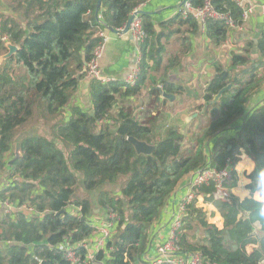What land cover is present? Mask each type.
I'll list each match as a JSON object with an SVG mask.
<instances>
[{"label": "trees", "instance_id": "1", "mask_svg": "<svg viewBox=\"0 0 264 264\" xmlns=\"http://www.w3.org/2000/svg\"><path fill=\"white\" fill-rule=\"evenodd\" d=\"M96 1L34 0L40 12L36 17L21 24L0 23V53L6 51L5 39L18 46L0 64V171L11 180L0 196L19 203L28 201L42 213L30 218L13 212L0 218V241H12L0 245V264H70L57 249L58 243L88 236L95 210L104 213L110 208L119 219L107 243L112 249L107 263L132 264L150 245L151 229L172 194L206 163V151L221 131H228L229 137L212 165L223 167L227 157L237 163L243 150L257 168L264 167V103L248 108L264 84V28L255 42L250 40L239 52H232L226 64L211 54L213 73L200 90H192L168 77L188 49L177 50L160 66L155 44L160 41V31L150 14H140L146 35L139 46L135 82L102 84L92 79V110L72 107L64 117L63 109L84 76L85 63L101 40L96 32L104 30L94 18ZM146 1L101 0V18L113 29L122 28L132 11ZM188 1L193 7L205 2ZM210 3L236 24L242 23L240 8L232 0ZM174 21L190 32L199 29L191 15L182 18L178 14ZM203 28L210 46L219 48L226 41L229 26L225 20L206 18ZM152 70L159 71L158 80ZM157 84L174 96H199V101L188 106L196 116L190 120L172 116L171 101L159 96ZM227 84H231L230 90L217 102L205 105ZM176 104L178 101L172 102ZM145 105L147 111L136 110ZM35 113L51 119V135L67 143V152L64 146L55 145V137L48 139L47 133L16 137L17 152L12 150L17 129ZM129 136L156 147L149 155H138L126 139ZM11 151L12 160L7 161L5 154ZM255 176L254 170L250 178L254 181ZM236 183L237 178L231 187ZM76 185L86 193L77 201L78 214L69 209ZM253 187L245 184L249 190ZM213 191V184L197 188V195L212 208L204 209L196 199L187 206L180 247L199 252L205 264H264V217L258 214L259 205L250 197L241 200L233 192L226 201L214 200ZM215 212L222 219L220 226L209 220Z\"/></svg>", "mask_w": 264, "mask_h": 264}, {"label": "crops", "instance_id": "2", "mask_svg": "<svg viewBox=\"0 0 264 264\" xmlns=\"http://www.w3.org/2000/svg\"><path fill=\"white\" fill-rule=\"evenodd\" d=\"M180 2L181 0H148L143 3L139 8L145 11H150L149 14L154 20L155 28L157 31H160V41L158 42L156 40L155 44L159 47L157 53L159 54L161 62L165 63L168 57L179 49H188L186 50V53L182 56V63L173 68V71H171L172 75H168V77H170L171 80L177 84H183L184 86H188L190 89H199V85H204L208 76H211V74L213 73L211 65L212 62L209 61L211 55L209 56V54L205 53L204 44L207 45V43L203 34V28L201 27V24L198 21L197 22L199 24V29L196 32H190L186 26L179 25L176 21H174V18L178 15L176 13V8L179 6ZM250 2L254 7L252 15H250V17L245 22H243L240 27H229V32L226 41H224V43L221 44L219 48L208 46V49L211 51L210 53L214 55L215 60L217 59L218 61L223 63L224 55L228 52L227 50L234 51L235 49H241L242 46L250 40L255 42L259 32L264 28V15L262 14L264 0H250ZM39 13L40 12L37 6L34 5V0H0V23L5 21L7 24H10L11 22L21 24L27 19H32L36 17ZM99 17L101 18L100 11ZM1 32L2 29L0 24V33ZM104 32L107 36V39L102 55L98 60L99 75L102 78H109L112 81L124 82L125 78L133 68L136 58L137 46L139 47L140 44L136 42L135 38L132 37L129 31L124 34H118L107 31L104 28ZM2 36H5V33H3ZM207 61L209 62L210 66H207L205 79L202 80L198 76V73L201 72L204 68L201 63L208 64L206 63ZM206 74H208V76H206ZM152 76L156 80H158L159 71L152 70ZM91 80L92 79L87 78L85 75L81 79H79L78 85L75 91L72 93L68 105L63 109L62 114L64 117H68L70 115V109L72 107H78L85 111L92 110V102L90 95ZM157 85L160 86V84ZM143 93H145V90H143ZM183 95L185 94L183 93ZM183 99L184 98H181L178 94H175L173 99H169L171 101L169 105H172V102L176 101L181 103ZM192 100L196 101L195 97L188 98V105L181 106L180 114L176 111L175 115L184 116L187 111L190 110L188 109V106L192 104ZM261 103H264V84L262 88L253 96L248 105V108ZM160 105L161 104L159 103V106ZM228 137L229 134H227L226 131H221L217 140L215 142H212L210 146L209 150L211 154L215 153L216 155V153L223 146H221L219 142L221 140L223 141V139H227ZM7 154L8 153L5 154V158L7 157ZM244 156L249 158L244 153V151L241 150L238 154V161L236 165L243 160ZM3 174L5 178L2 177L1 180H4V182L9 181L10 179L6 178L7 175L5 173ZM236 176L237 183L234 188L239 189L241 195H243L246 183H243L238 180L237 171ZM81 192L83 196L84 191L81 190ZM175 194H173V196L169 200V204L166 205L163 209L160 215V219L165 220L169 217ZM73 200L78 199L74 198ZM207 209L209 210L211 209V207H207ZM95 212L97 213L98 210L96 209ZM159 221L153 226L151 230L153 240L155 238L161 240L162 238L164 239L166 236L165 224L163 222L159 223ZM221 223L222 219L219 215L218 225L220 226Z\"/></svg>", "mask_w": 264, "mask_h": 264}, {"label": "built area", "instance_id": "3", "mask_svg": "<svg viewBox=\"0 0 264 264\" xmlns=\"http://www.w3.org/2000/svg\"><path fill=\"white\" fill-rule=\"evenodd\" d=\"M232 1L240 8V18L242 21L240 24H236L228 14H221L216 11L211 5L210 0H205L204 4L199 7H193L191 3L186 0L176 8V13L182 18H186L189 15L193 16L201 24L202 28L204 27L206 18L222 19L225 20L229 27H240L243 22L252 15L254 7L250 0ZM136 9L137 8H135L132 13H134ZM262 14L264 15V6L262 7ZM129 32L138 44L143 42L146 34L141 27L139 14H134L129 25ZM96 34L101 40L93 49V56L91 59L85 63L84 75L89 79H95L105 84L112 80L109 78H102L99 75L98 60L102 55L107 36L104 30H97ZM139 59L140 51L137 46L133 68L124 80L126 84L132 85L139 76ZM214 155L215 153L211 154V152L207 150L206 163L192 172L188 178L185 179L182 186L175 191L176 194L175 192L173 193L175 194V198L172 203L170 215L165 220L163 219V223L166 227L165 238L161 240L157 238L153 240L152 238L147 250H145L132 264H205L199 252H186L180 247L179 234L183 224V218L186 215V208L192 201L196 199L198 205L202 206L204 209L212 207L210 203L203 201L202 195H197V188L202 185L213 184L214 191L210 193V195L214 200L226 201L229 199L231 192H233L234 187H231V183L237 178L235 169L236 163L233 162L230 157H227L224 161V166L217 167L216 165H212ZM10 181L11 180L2 182L3 185H0V191L8 187ZM77 201L78 200H73L69 205V209H73L75 214L79 212L78 210L80 209V205ZM13 212H23L30 218L42 214L38 212L34 206H31L28 201L19 203L7 197L1 198L0 196V218ZM118 219L117 214L111 208L106 209L104 213L101 211L95 212L90 218L89 225L92 230L88 236L73 243H71V240L65 239L58 243L57 249L61 251L70 264H108L107 260H109L112 249L107 243L116 231V220L118 221ZM11 242V239H9L0 244L10 245ZM98 254L100 257H97Z\"/></svg>", "mask_w": 264, "mask_h": 264}, {"label": "rangeland", "instance_id": "4", "mask_svg": "<svg viewBox=\"0 0 264 264\" xmlns=\"http://www.w3.org/2000/svg\"><path fill=\"white\" fill-rule=\"evenodd\" d=\"M205 41H206V39H205ZM206 43H207V41H206ZM208 46H210L208 43H207V45L204 44L205 53L206 54H209V56H210L211 55V53H210L211 51L208 49ZM227 51L228 52L224 55V58H223L224 59V61H223L224 64H226V60H228V58H229V56H230V54L232 52H239L240 49H235L234 51H231V50H227ZM2 53H4V52H2ZM2 53H0V54H2ZM227 56H228V58H227ZM206 63L209 64L208 61ZM163 64H164V62H161V65L160 66H162ZM201 64L204 66V68H203V70L201 72L198 73V76L203 80V79H205L206 68H207V66H210V64L209 65L208 64H204V63H201ZM206 76H208V74H206ZM208 78H209V76H208ZM202 86L203 85H199V89H197V88H193V89L194 90H200L202 88ZM143 90H145V93H144V96H143V100H144V102H146L147 101V97H148V95H147V85L144 86ZM191 97H193V96H191V95L190 96H187V95L181 96V98H184L181 103L178 102V104H176L175 106L174 105H171L170 106V111L173 112V113H171V115L172 116H179V118H184V116H185L187 118V120H190L193 117H195L196 116V112L193 111V110H188L187 113L184 116H182V115H175V112L176 111L179 112V114H180V112H181V110H180L181 108L180 107L181 106L188 105V103H189L188 98H191ZM151 98H154V96H152ZM195 99H196V101H193V100L192 101L193 102H197V101H199L200 98H199V96H195ZM130 100H132V99H130ZM136 102L139 103L140 101L139 100H136ZM158 106H159V104H158ZM136 110L138 112H140L142 110L147 111V105L138 107ZM86 111H89V110H86ZM51 126H52V122H51V119L50 118H48L47 116L46 117H41V116L37 115V113H35V115H34L33 118L29 119L22 127H20L19 129H17L16 133L13 136L14 137V140H13L14 142H13V149L12 150L15 151V152H17L16 151V145H17V143L15 142V138L16 137H20L21 136V138H22V137L27 136V135L32 134V133H40L42 135L45 134V133H47V134H49V137L46 136V135H44V136H46L48 139L49 138H52V137L53 138L55 137V141H53V142L55 143V145L57 147H62L64 145H67V143L62 142L60 139H58L55 134H54V136L51 135L52 134ZM226 133L229 134V132H227V131H226ZM215 135H217V134H215ZM223 143L224 144L226 143V139H223V141L221 140L219 142V144L221 146H222ZM63 150H64V152H67V149L65 148V146L63 147ZM12 157H13V155H12V151H11L10 153L7 154V157H6L7 161L8 160L9 161L12 160ZM3 175H4L3 172L0 171V185H3L2 182H4V180H1L2 177L5 178ZM6 175H7V173H6ZM79 188H80L79 185H76L75 186L73 199L75 198V199H78L79 200V199L84 198V196L86 195V193L84 192V194L82 196V194H81L82 193L81 192L82 189L80 188L81 189L80 190ZM219 215L220 214L218 212H215L213 215H209V220L211 222H216L218 224V220L219 219L217 217H219ZM162 222H163V219H160L159 223H162ZM151 239H152V232L150 233V241H151Z\"/></svg>", "mask_w": 264, "mask_h": 264}, {"label": "water", "instance_id": "5", "mask_svg": "<svg viewBox=\"0 0 264 264\" xmlns=\"http://www.w3.org/2000/svg\"><path fill=\"white\" fill-rule=\"evenodd\" d=\"M184 1L186 0H181L180 4L181 5ZM100 7H101V0H97L96 1V5H95V9H94V18L96 19V21L102 25L107 31L110 32H114V33H118V34H124L126 32L129 31V25L130 22L134 16V14H149L150 11H145L143 9L137 8L135 10L134 13H131L127 22L125 23V25L123 26V28L121 30L118 29H113L111 26L107 25L100 17H99V11H100ZM4 47L6 48V51L2 54H0V64L3 60H5L6 58L12 56L16 50L18 49V46L15 45L14 43H12L10 40L5 39L4 40ZM155 88L159 91V96L162 98H169V99H173L174 95L170 94V93H166L165 91H163V89L161 88V86L157 85L155 86ZM231 89V84H227L225 87L221 88L217 94H215L213 96L212 99L205 101V105H210L213 104L215 102H217L222 93L226 90H230ZM128 140V142L133 146V149L135 151L136 154L138 155H149L152 153V151L155 149L156 145L155 144H149L144 140H138L135 137H127L126 138ZM59 213H57L58 215Z\"/></svg>", "mask_w": 264, "mask_h": 264}, {"label": "clouds", "instance_id": "6", "mask_svg": "<svg viewBox=\"0 0 264 264\" xmlns=\"http://www.w3.org/2000/svg\"><path fill=\"white\" fill-rule=\"evenodd\" d=\"M246 161V162H245ZM256 171L255 180L253 181L251 173ZM236 171L238 173V180L243 183L254 184L253 189H244L243 195H241L239 189H233V195L239 199H245L250 197L255 203L259 205L258 214L264 217V167L257 168L256 162L244 156L243 160L236 165ZM219 219V217H217ZM252 251V247L248 248V252Z\"/></svg>", "mask_w": 264, "mask_h": 264}, {"label": "flooded vegetation", "instance_id": "7", "mask_svg": "<svg viewBox=\"0 0 264 264\" xmlns=\"http://www.w3.org/2000/svg\"><path fill=\"white\" fill-rule=\"evenodd\" d=\"M223 147V146H222Z\"/></svg>", "mask_w": 264, "mask_h": 264}]
</instances>
